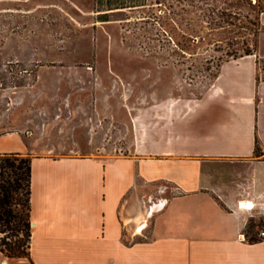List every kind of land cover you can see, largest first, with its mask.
I'll list each match as a JSON object with an SVG mask.
<instances>
[{"label":"crops","instance_id":"crops-1","mask_svg":"<svg viewBox=\"0 0 264 264\" xmlns=\"http://www.w3.org/2000/svg\"><path fill=\"white\" fill-rule=\"evenodd\" d=\"M263 39L201 96L141 107L129 153L57 154L22 130L0 144L31 155L29 254L6 264H264V237L243 235L264 206Z\"/></svg>","mask_w":264,"mask_h":264},{"label":"rangeland","instance_id":"rangeland-1","mask_svg":"<svg viewBox=\"0 0 264 264\" xmlns=\"http://www.w3.org/2000/svg\"><path fill=\"white\" fill-rule=\"evenodd\" d=\"M255 3L0 0V132H15L3 133L0 144L14 145L22 130L57 154L129 153L133 116L141 107L171 94L201 96L215 76L212 55L237 46L239 38L222 28L218 43L212 38L197 45L182 41L189 17L202 10L198 5H206V11L227 6L229 20L252 27ZM111 5L115 9L106 10ZM235 30L253 41L252 31ZM258 66L264 77V61ZM255 217L248 216V236L258 237V227L249 226ZM3 235L0 231V242ZM21 236L15 231L6 240L17 242ZM1 252L0 264L20 258Z\"/></svg>","mask_w":264,"mask_h":264},{"label":"trees","instance_id":"trees-1","mask_svg":"<svg viewBox=\"0 0 264 264\" xmlns=\"http://www.w3.org/2000/svg\"><path fill=\"white\" fill-rule=\"evenodd\" d=\"M257 3L253 6L255 9L254 21H252V27L245 24H236L228 17L231 16V12L226 10L228 7L218 9L215 11L216 6L208 7L206 11V5L200 7V12H194V16H190L186 22V35H182V41H187L193 45H197L205 38H212L214 43L223 41L220 31L217 29L222 28V31L230 32L229 35L239 38L236 41L237 46L232 48L222 49L221 52L214 56L212 59H216L214 65L215 72L222 61L230 58L237 57L246 53H253L257 47V34L260 30H264V26L261 24L259 18L260 14L264 11V0H256ZM257 6V7H256ZM239 14L242 12L239 10ZM220 17V18H218ZM234 25V26H233ZM237 28L244 27L246 30L252 31L254 39L249 42L245 36L238 34L240 30ZM206 32V37H203V32ZM180 42V41H179ZM184 43V42H183ZM240 44V45H238ZM210 62L209 59H206ZM260 61H264L261 59ZM206 68H209L206 67ZM264 79V77H262ZM256 154H260V146L256 143ZM31 155L22 154L15 151L0 152V231L4 232L2 241L0 242V251H4L8 256H28L29 254V240L31 234V218H30V174H31ZM254 217V216H252ZM254 222H251L249 226H260V218L256 216ZM246 229V225H245ZM22 231V236L18 238L17 242H10L6 240L9 234L12 235L15 231ZM245 234L247 235L248 233ZM249 241H256L263 237H257L254 234L247 235ZM25 245L26 250H22V246ZM8 251V252H7Z\"/></svg>","mask_w":264,"mask_h":264},{"label":"built area","instance_id":"built-area-1","mask_svg":"<svg viewBox=\"0 0 264 264\" xmlns=\"http://www.w3.org/2000/svg\"><path fill=\"white\" fill-rule=\"evenodd\" d=\"M148 200H150V198H148ZM242 201H245L243 205L241 204V201L238 204L242 208L252 209L255 206V204L250 202L249 200H242ZM258 216L260 218V226L258 228L257 235L258 237H264V206L261 208V211L259 212ZM243 235L246 237L245 232Z\"/></svg>","mask_w":264,"mask_h":264},{"label":"bare ground","instance_id":"bare-ground-1","mask_svg":"<svg viewBox=\"0 0 264 264\" xmlns=\"http://www.w3.org/2000/svg\"><path fill=\"white\" fill-rule=\"evenodd\" d=\"M245 203V201L244 202H241V204L243 205ZM3 264H5V261H3Z\"/></svg>","mask_w":264,"mask_h":264}]
</instances>
